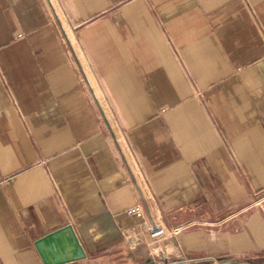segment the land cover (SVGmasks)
<instances>
[{"label":"crops","instance_id":"1","mask_svg":"<svg viewBox=\"0 0 264 264\" xmlns=\"http://www.w3.org/2000/svg\"><path fill=\"white\" fill-rule=\"evenodd\" d=\"M261 192L264 0H0V264H264Z\"/></svg>","mask_w":264,"mask_h":264},{"label":"water","instance_id":"2","mask_svg":"<svg viewBox=\"0 0 264 264\" xmlns=\"http://www.w3.org/2000/svg\"><path fill=\"white\" fill-rule=\"evenodd\" d=\"M44 244H53L56 246V249H62L60 255L61 257L58 261H48L51 257L49 256L50 254L48 253V251L43 249V246H45ZM37 246L46 264L64 263L85 256L84 249L80 244L79 239L73 230V227L70 225H67L64 228H61L54 233L47 235L39 242H37Z\"/></svg>","mask_w":264,"mask_h":264},{"label":"built area","instance_id":"3","mask_svg":"<svg viewBox=\"0 0 264 264\" xmlns=\"http://www.w3.org/2000/svg\"><path fill=\"white\" fill-rule=\"evenodd\" d=\"M128 213L134 216H143L145 214V208L142 205H135L132 206L128 209ZM180 231V229L178 227H176L175 229L172 230L173 234H177ZM149 232L150 235L154 238L156 237H160L163 236L166 232H165V228L162 226H159L157 224H152L149 226ZM212 259L218 263V264H223L221 261H219L216 257H212Z\"/></svg>","mask_w":264,"mask_h":264},{"label":"rangeland","instance_id":"4","mask_svg":"<svg viewBox=\"0 0 264 264\" xmlns=\"http://www.w3.org/2000/svg\"><path fill=\"white\" fill-rule=\"evenodd\" d=\"M262 200H264V192H261L258 197H255V201H257L258 203H263Z\"/></svg>","mask_w":264,"mask_h":264}]
</instances>
